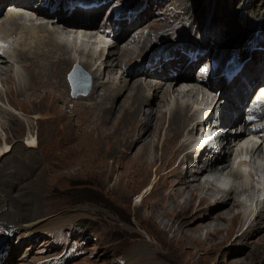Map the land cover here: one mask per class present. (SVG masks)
I'll return each mask as SVG.
<instances>
[{"label": "bare ground", "instance_id": "obj_1", "mask_svg": "<svg viewBox=\"0 0 264 264\" xmlns=\"http://www.w3.org/2000/svg\"><path fill=\"white\" fill-rule=\"evenodd\" d=\"M6 1H11L8 3L10 5L5 7V10L3 9L5 13L2 12L3 10L0 11V16L2 13L4 16L1 18L4 21L0 22V38H3L0 43V76L2 74L14 75L18 80L16 88L24 92L28 90L24 83L23 71L25 69L21 67L24 64L23 66L34 67L35 72L31 77L28 76L31 86L37 84L33 80L37 82L41 80L45 85L53 86L58 91H61L63 87L65 90L66 87L68 95L70 85L66 74L71 67H75L73 72L79 66L81 70L88 71L91 78L95 80L100 78L103 83L99 84L96 91L101 93L93 91V84L90 94L87 93L86 96L78 98L70 96L75 101L68 100V102L71 101L72 105L76 102L74 114L79 110L76 107L80 106L83 113V115L80 114L82 122L102 128L99 131L102 138L106 140L105 144L108 145L110 142L115 144L110 147V151L116 148L124 155L133 150L131 155L134 153V156H129V159L128 156L125 157L128 159L129 170H123L118 181L115 175H111L109 187L112 188L114 194L112 196L116 201L127 207H129V199L142 188H146L142 192L140 203L135 204L134 208H136L135 211L143 210L144 212L143 219H141L142 225L152 227L164 237L171 233L172 238L169 242L164 240V248L170 247L165 251H170L169 254L171 253L173 257L187 255L188 264H213L215 258L219 264H257L260 261L264 264V199L259 198L260 189H256L250 177L243 173V168L250 166L252 161L259 156L261 147L247 150L250 153L249 161L235 162V159L244 152L243 146L238 143L249 136L251 129L247 120L241 117V106L248 101L246 108H249L253 97L258 94L259 90L264 89H262L264 72L259 73L262 69L264 71V53L257 50L251 51L252 57L245 63L244 69L246 67L245 70L249 71L248 75L251 79L249 86L240 81V74L243 75L244 69L231 82L215 81L211 77L207 79L209 65L212 60L222 58L219 53L225 50L226 44H223V47L220 45L219 51L215 48L206 50L198 63L195 65L191 63L189 66H187L188 59L183 55L181 57L179 55L177 59L178 52H172L176 54V58L173 57L162 63V71L151 70L141 67L142 60L136 56L139 53V43L143 41V26L132 32L130 28L127 30L125 28L134 23L123 25L120 31L113 34V39H110L109 36L112 34H110L109 25L101 24L105 20L104 15L109 5L114 0H103L95 8L81 10L77 13L63 8L52 9L40 4L35 5L34 2L37 0H5L0 3V7ZM47 1L53 0H44V3ZM13 4L23 6L29 11L23 10L18 14L11 10L14 7ZM148 9L149 7L146 10ZM59 15L60 18L54 23L56 16ZM50 19L51 22H49ZM213 20L217 18L214 17ZM21 22H27V24L18 26ZM12 24H17V27L11 28ZM70 26L86 30L84 33L87 40H82L80 45L74 43L72 47L67 46L66 36ZM183 32L188 34L190 26L184 28ZM181 35L182 33L176 34L175 40L173 37L167 39L168 43L172 40L175 42L169 46L171 50L175 48L174 44L180 46L183 43L187 44L184 39H180ZM94 37H97V41L104 42L105 37L110 39L107 48L103 50V47H100V52L86 51L85 47L89 45V38ZM155 37L160 38L161 36L158 34ZM162 42L165 41L162 40ZM148 43V40L142 43L145 49ZM205 48L208 49L206 46ZM165 49L170 51L167 47ZM254 52L258 53L255 59ZM74 53H78L79 56ZM253 61L260 63L261 70L250 63ZM197 64L200 67L195 72ZM170 67H178L179 72L176 75L170 74ZM57 68L65 69V81L62 77L56 78L53 83L50 81V76L53 74V77H56ZM118 69H120V74ZM118 74L120 77H117ZM42 75L44 78L41 77ZM132 77L139 80L130 84L129 79ZM254 81L255 84L252 83ZM193 84L194 87L191 86ZM233 88L237 90L232 95L230 92ZM81 94L83 92L79 95ZM4 96L0 92V101ZM30 96L32 97L29 95L27 98ZM61 97L64 98L62 95ZM195 97H199L201 104L205 106H214V108L217 105L222 106L223 111L225 112L226 109L228 113L226 114L230 119L229 122L235 119V124L241 128L239 133L228 134L227 144L220 156L214 157L212 153H205L201 158H197L186 151L190 144L186 136L192 131V128L188 126L193 120L192 103ZM237 98L240 104L236 102ZM118 108L122 110L117 121L119 128L110 134L113 135L110 140L109 135L106 134V129L110 128L104 127L102 122L105 121L111 125L116 114L114 112ZM9 112L5 107H0L1 117ZM44 117L40 115L39 118ZM124 117L126 124H124ZM132 125H135L134 135H132ZM233 127L235 128V125ZM4 128L5 126H1L2 132ZM62 128L69 130V127L65 125ZM134 137L135 140H133ZM247 140H251V136ZM117 142H122V146L120 143L116 145ZM33 144L30 146L34 148L36 144ZM7 145L9 144L5 141L0 149L1 157H6L13 151L12 146L7 147ZM105 155L104 153L99 154L97 161L100 163L101 159L105 160ZM113 160L119 161L118 155L114 156ZM174 160L179 163L173 167L174 169L172 168L173 170L165 168V165H169ZM10 161L5 159L3 163L0 162V263L12 264L15 260H19L18 264H20L24 260L16 259L15 249L9 243L12 241L10 238L19 227L25 228L27 232L34 231L37 221L32 222L26 213L30 210L36 212L39 209L37 197L34 195L31 198L28 197L27 186L22 187L23 191L20 192L24 197L14 193L13 187L22 183L16 176V173H19L17 167L12 174L14 167L9 163ZM16 162L18 164V161ZM182 164L185 166L183 175L181 174ZM94 166L93 163L92 167ZM262 171L264 172V168ZM252 174L256 175L255 172ZM179 175L187 177L179 179ZM168 178L175 180V188L171 187L161 196L162 193L160 194L159 190H162L161 187L166 189ZM223 178H229L227 187L217 184V181ZM115 181L117 182L114 183ZM238 223H240V228L237 232L241 238H237L239 241L237 239L233 241L230 248L238 247L235 256L245 255L241 259L223 261V246L230 239L229 235ZM32 235L30 233L29 237ZM258 235L259 238L254 239ZM151 242L154 244L152 238ZM241 242L243 244H240ZM10 245L12 247H9ZM165 255L155 256L164 258ZM150 258L154 259L153 255Z\"/></svg>", "mask_w": 264, "mask_h": 264}, {"label": "rangeland", "instance_id": "obj_2", "mask_svg": "<svg viewBox=\"0 0 264 264\" xmlns=\"http://www.w3.org/2000/svg\"><path fill=\"white\" fill-rule=\"evenodd\" d=\"M117 1L118 5L123 0ZM10 2L5 4L6 7L10 5H8ZM149 3V9H145L142 15L134 20L135 26L133 24L125 28V30L130 28L132 32H135L143 26V41L139 43L137 58L146 52L147 47L152 48L154 46V43L157 42L154 41L158 39L155 35L159 34L161 36L159 38L161 42L164 40L165 34L174 26L172 22H178V25L174 26L173 29L175 27H177V30L184 29L190 26V32L194 34L199 29V21H202L201 33L205 32V27L208 24L206 35L209 40L205 41V46L208 47L207 50L215 48L219 51L220 45L223 47V44H226V46L222 52L237 47L242 57L247 61L251 59L247 47L250 49L252 45L258 47L261 42H264V0L257 3L255 0H150ZM2 17H4L3 13L0 19ZM214 17L217 20H213ZM2 21L4 20L1 19L0 22ZM49 22H51V19ZM23 24H27V22H21L18 26ZM12 25L11 28L17 27V24ZM37 32H40V30H37ZM167 34L169 35V33ZM169 38L170 35L166 37L165 42L156 43L155 47L157 48L160 44H168L167 39ZM105 40L110 39L105 37ZM145 40L149 41L146 49L143 45ZM87 46L90 48L89 45ZM74 54L79 56L78 53ZM257 54V52H254V59L258 56ZM253 62L250 63L261 70L260 63ZM23 65L21 67L25 69L23 71L24 83L26 89H28L24 92L16 88L15 85L18 80L15 79L14 75L2 74L0 76V92L3 96L5 95L0 101V107L3 106L10 111V114L6 113L2 117L0 116V149L5 141L11 144V149H13L8 156H0V162L3 163L5 159L11 160L9 163L14 167L12 174L16 170L15 167L19 169L16 176L20 178L22 184L15 185L13 191L15 194L24 197L20 192L23 191L22 187L27 186L28 197L31 198L33 195L37 197L39 209L36 212L30 210L26 213L32 219V222L37 221L34 227L35 230L27 232L25 228L19 227L10 238L12 241L9 243L15 249L16 259L21 258L24 260L20 264H188L189 257L187 255L173 257L171 253L169 254L170 251H165L170 247L164 248V240L169 242V239L172 238L171 233L166 234L164 237L152 227L142 225L141 219H143L144 212L143 210L135 211L136 208L134 207L140 203L142 192L146 188H142L141 191L135 193L129 199V207L118 203L115 197L112 196L113 192L112 188L109 187V179L111 175H115V179L118 181L123 170H129L128 159L129 156H134V153L131 155L133 150L131 153L124 155L116 148L110 151V147L115 146V144L112 142L108 145L105 144L106 140L102 138L99 131L102 128L82 122L81 115L83 113L80 106L76 107L79 110L78 113L75 112L74 114L76 102L72 105L75 99L70 98V96L73 97L70 88L68 95L66 87L65 90L63 87V91H58L53 86L45 85L39 78L40 81L33 80L37 84L31 86L28 76L33 75L35 72L34 67L30 66V68ZM84 66L87 67V65ZM77 67L74 71L76 75L80 73L83 79L88 78L87 74L84 75L83 70L79 66ZM199 67L200 65L196 67L195 72ZM74 68L71 67L67 70V74L72 72ZM177 68L170 67L169 72L171 73V70ZM245 69L243 75L240 74V81L242 84L248 85L251 79L248 75L249 71ZM50 70L53 71L52 68ZM64 70L57 68L55 70L58 71L55 73L56 77L54 76V78L52 74L50 81L55 83L56 78L60 79L62 77V80L65 81L66 71ZM118 71L120 74V69ZM262 72H264L263 69L259 71V73ZM119 74L117 77H120ZM41 77L44 78V75ZM135 77L129 79L130 84L139 80ZM100 83V78L93 79V91H96V88L98 89ZM252 83L255 84V81ZM191 86L194 87V84ZM236 90L237 88H233L230 93L233 95ZM29 95H32V97L27 98ZM80 96L86 95L82 94L78 97ZM68 100L72 102L70 101V103ZM238 101L237 98L236 102L240 104ZM3 102L12 108L6 106ZM121 104L123 105V101ZM116 110L111 125H108V122H102L104 127L110 128L109 130L106 129V134L109 135L110 140L113 136L110 134L119 128L117 121L122 114V110H119V108ZM225 113H227L226 109ZM45 114L53 117L39 118L40 115ZM124 122L126 124L125 117ZM64 125L68 126L69 130H64L62 128ZM1 126H5L3 132ZM132 127L133 133L135 125H132ZM135 137L133 140H135ZM118 143L120 142H117L116 145ZM121 143L120 146H122ZM30 144H36L37 147L33 148ZM101 153L106 155L105 160L101 159L102 162L100 160L99 163L97 157ZM117 155L119 161H114L113 157ZM16 161H18V164ZM93 163L94 167H92ZM177 164V160H174L169 165H165V168L173 170V167H176ZM183 167L185 166H181L182 175L185 173ZM37 175L38 178H36ZM186 177L179 175V179H186ZM167 182L166 189L161 187L162 190H159L160 194L162 193L161 196L171 187L175 188L174 179L168 178ZM158 195H155V197H158ZM238 228H240V223L235 226L234 231L229 235L230 239L223 246V261L241 259L245 255L235 256L238 247L230 248L233 241L241 238L237 232ZM30 233L35 236L29 237ZM151 238L154 240V244L151 242ZM258 238L259 235L254 239ZM240 244H243V242ZM11 245L9 247H12ZM245 253L247 252L245 251ZM151 255L154 259L150 258ZM155 255H165L166 258L171 257L164 259L165 257L156 258ZM58 257L59 262H57ZM18 263L19 260H15L12 264ZM213 264H219L217 258H215ZM257 264H261V261Z\"/></svg>", "mask_w": 264, "mask_h": 264}, {"label": "water", "instance_id": "obj_3", "mask_svg": "<svg viewBox=\"0 0 264 264\" xmlns=\"http://www.w3.org/2000/svg\"><path fill=\"white\" fill-rule=\"evenodd\" d=\"M79 77L80 76L76 75L75 73L70 76L71 82H72V85H73V88H74L73 89V93H72L73 96H78L80 94V92H83V94H87L90 91V89H91V82L90 81H89V83L87 84V86L85 88L80 86L79 82H78V81H80ZM43 116H45L43 119L53 117V116H47L46 114L43 115Z\"/></svg>", "mask_w": 264, "mask_h": 264}, {"label": "trees", "instance_id": "obj_4", "mask_svg": "<svg viewBox=\"0 0 264 264\" xmlns=\"http://www.w3.org/2000/svg\"><path fill=\"white\" fill-rule=\"evenodd\" d=\"M255 2L257 3V2H260V0H255ZM93 22V21H92Z\"/></svg>", "mask_w": 264, "mask_h": 264}]
</instances>
